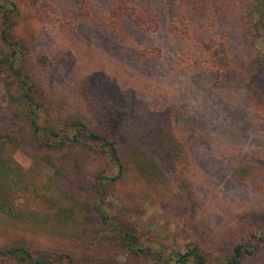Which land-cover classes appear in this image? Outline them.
I'll return each mask as SVG.
<instances>
[{"label": "rangeland", "instance_id": "374dc122", "mask_svg": "<svg viewBox=\"0 0 264 264\" xmlns=\"http://www.w3.org/2000/svg\"><path fill=\"white\" fill-rule=\"evenodd\" d=\"M11 1L20 15L14 34L23 39L27 53L21 72L43 84L48 97L68 100L70 106L78 102L79 84L89 83L92 117L120 142L135 140L151 153L169 192L163 184L147 187L128 177L109 187L103 200L110 217L121 218L146 253H130L110 233L80 244L4 224L0 244L19 243L32 253H64L80 264L89 259L97 264H175L170 255L194 245L208 264H215L251 233L254 249L241 264H264V65L246 66L254 51L264 55V30L253 37L231 18L199 26L205 40L198 62L182 66L176 60L180 46L164 23L152 32L127 28L121 38L74 14L85 5L103 13L108 0ZM38 55L51 62L47 70L36 63ZM6 111L0 82L1 123ZM163 137L179 144L182 162L162 155ZM61 151L59 155L83 158L77 147ZM12 159L29 166L18 152ZM241 163L254 166L237 178L230 168ZM97 165L90 159L84 173L93 178ZM82 175L72 170L65 178L67 187L90 192ZM120 198L137 202L127 215L119 209Z\"/></svg>", "mask_w": 264, "mask_h": 264}, {"label": "trees", "instance_id": "16d2710c", "mask_svg": "<svg viewBox=\"0 0 264 264\" xmlns=\"http://www.w3.org/2000/svg\"><path fill=\"white\" fill-rule=\"evenodd\" d=\"M168 1L108 0L103 13L85 5L76 9L74 14L121 38L126 36L127 28L152 32L164 23L180 46L176 60L182 66L198 62L205 40V36L197 31L199 26L203 28L204 24L231 18L253 37L264 30V0H172L177 4L175 8L169 6ZM166 6L171 9H167L170 15L166 13ZM15 13L14 1L0 0V82L7 109L5 123L0 119V129L3 128L0 132V224L80 244L94 243L99 234L110 233L113 241L116 244L122 241L130 253L148 252L139 245L136 235L121 218L114 220L110 217L103 207V200L109 195V187L128 177L136 178L147 187L163 184L169 192L162 169L138 142L132 139L128 143L120 142L111 129L100 127L97 118L92 117L94 100L89 83L84 85L86 81H82L79 84L78 102L70 106L68 100L48 97L41 89L45 88L43 84L27 72H21L27 53L23 39L14 34L20 18ZM35 61L43 70L51 66L45 55H38ZM260 65H264V55L254 51L246 66L256 69ZM23 135H26L25 139ZM169 139H161L160 152L169 159L182 162L179 144L176 141L169 143ZM27 141L30 142L29 149L25 148ZM74 147L80 149L82 159L77 154H58L65 148ZM14 152L28 158L27 168L13 162ZM90 159L99 161L93 178L83 171ZM251 166L254 165H233L230 173L241 178ZM258 168L256 166L253 174ZM72 170L85 176L90 192L80 194L67 187L65 178ZM119 201V209L124 215L137 203L124 198ZM252 238L254 235L249 233L245 241L234 243L230 252L215 264H241L243 256L254 249ZM170 256L175 264H186L189 260L194 264H208L194 245ZM0 260L10 264L58 261L80 264L68 254L48 250L32 253L19 243L0 244ZM83 262L97 264L90 259Z\"/></svg>", "mask_w": 264, "mask_h": 264}]
</instances>
